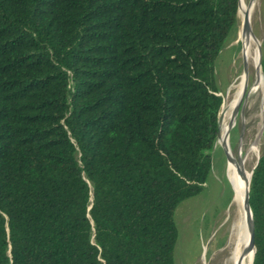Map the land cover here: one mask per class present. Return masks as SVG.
<instances>
[{"label":"trees","instance_id":"16d2710c","mask_svg":"<svg viewBox=\"0 0 264 264\" xmlns=\"http://www.w3.org/2000/svg\"><path fill=\"white\" fill-rule=\"evenodd\" d=\"M238 0H0V264H175L212 167ZM264 78V28L261 37ZM264 264V138L249 182ZM252 264V263H251Z\"/></svg>","mask_w":264,"mask_h":264},{"label":"rangeland","instance_id":"374dc122","mask_svg":"<svg viewBox=\"0 0 264 264\" xmlns=\"http://www.w3.org/2000/svg\"><path fill=\"white\" fill-rule=\"evenodd\" d=\"M244 2L248 5L250 0H244ZM253 2L254 8L249 25L251 32L261 44L264 28V0H254ZM242 18L238 14L237 31L225 42L214 66L215 78L220 89L219 94L222 96L219 116H221L227 96H230L234 91L233 84L236 77L244 70L241 55L242 46L239 40ZM259 109H261V95L257 94L250 98L249 107L247 105L242 134L240 123L230 130L231 145L234 150L238 149L241 140L245 147L249 146L258 134L261 127ZM263 138L264 128L258 144L257 155L252 154L248 164L249 170L259 156ZM217 143L218 137L211 150L212 167L202 191L182 201L175 209L174 219L178 228V238L174 249L175 264H206L209 254L224 242L223 238L226 234L222 235L221 223L227 218L232 189L223 172L226 162L225 150L221 144ZM227 224L229 221L225 226Z\"/></svg>","mask_w":264,"mask_h":264},{"label":"bare ground","instance_id":"6f19581e","mask_svg":"<svg viewBox=\"0 0 264 264\" xmlns=\"http://www.w3.org/2000/svg\"><path fill=\"white\" fill-rule=\"evenodd\" d=\"M253 8L254 2L246 5L244 0H240L238 14L242 18L245 13H248L250 21ZM239 40L242 46L241 55L245 60L247 71L243 70L236 77L233 84L234 91L225 100L220 116L218 135V143L225 150L224 176L231 186L235 198L228 207L226 220L221 223L222 235L226 234L223 238L224 242L209 254L206 264H251L253 259L252 219L250 218L244 223L243 205L250 177L248 164L252 154L257 155L260 136L258 132L247 147L241 140L239 149L234 150L231 145L230 130L240 123L242 134L246 118L242 119L241 111L245 105L249 107L250 98L257 94L261 95V109L259 110L262 126L264 123V80L258 64L259 40L250 30H241ZM228 221L229 224L225 226Z\"/></svg>","mask_w":264,"mask_h":264},{"label":"water","instance_id":"95a60500","mask_svg":"<svg viewBox=\"0 0 264 264\" xmlns=\"http://www.w3.org/2000/svg\"><path fill=\"white\" fill-rule=\"evenodd\" d=\"M254 0H250L249 4L253 3ZM239 3H240V0H238V9H239ZM237 13H238V10H237ZM249 17H248V13H245L243 18H242V26H241V30H250V25H249ZM259 59H258V64H259V68L261 70V46H260V43H259ZM242 60H243V67H244V70L247 71V68H246V63H245V60L242 56ZM263 77V75H262ZM264 80V78H263ZM218 95H220L218 93ZM246 105L245 107H243L242 111H241V117L242 119H244L245 117V112H246ZM219 124H220V116L218 115V134H217V137L219 135ZM263 128H264V123L262 124V126L260 127V130H259V136L261 137V134L263 132ZM240 146V145H239ZM239 146H238V149H239ZM258 158L259 156H257V159H256V162L255 164L252 166V168L250 169V177H251V174H252V170L254 168V166L256 165L257 161H258ZM250 177H249V180L247 182V188H246V193H245V198H244V205H243V209H244V215H245V218H244V223L246 221H248V219H252V238H253V259H252V264H253V260H254V253H255V248H254V235H253V218H252V212H251V208H250V205H249V182H250ZM232 191V190H231ZM235 198V195L234 193L232 192V195H231V198H230V201H229V205L232 204L233 200ZM242 227V226H241Z\"/></svg>","mask_w":264,"mask_h":264}]
</instances>
